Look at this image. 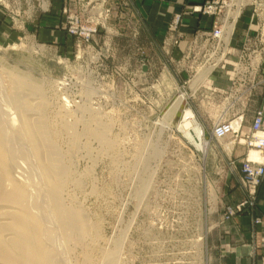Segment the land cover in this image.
I'll return each instance as SVG.
<instances>
[{"label": "rangeland", "instance_id": "obj_1", "mask_svg": "<svg viewBox=\"0 0 264 264\" xmlns=\"http://www.w3.org/2000/svg\"><path fill=\"white\" fill-rule=\"evenodd\" d=\"M21 1H0V109L19 127L15 79L39 88L30 100L45 105L50 138L69 170L63 204L79 209L87 225L83 238L64 239L45 216L58 229L46 246L63 252L55 264H224L221 238L237 216L227 219L224 210L238 182L210 133L226 101L207 97L208 83L185 90L189 74L169 59L175 41L188 37L169 35L165 46L167 37L160 45L153 32L120 28L108 0H33L34 8ZM70 15L96 31L69 34ZM187 107L210 142L207 154L194 128L179 127Z\"/></svg>", "mask_w": 264, "mask_h": 264}, {"label": "built area", "instance_id": "obj_2", "mask_svg": "<svg viewBox=\"0 0 264 264\" xmlns=\"http://www.w3.org/2000/svg\"><path fill=\"white\" fill-rule=\"evenodd\" d=\"M47 1L51 2L45 0L43 3ZM25 2L30 8L35 7L33 0ZM21 4L18 0V5ZM62 8L66 12L64 5ZM247 9L250 19L244 23ZM192 10L211 17L212 21L195 33L180 57L171 56L169 60L176 64L179 73L189 74L188 79L182 78L183 83H197L194 92L208 83L207 97L212 99L219 95L226 101L221 107L217 106L220 109L210 134L212 141L221 145L226 168L237 178L244 192L242 200L225 206L226 218L230 219L248 207L253 212V226L262 224L264 206L259 214L255 211L259 205L258 191L264 184V103L258 104L264 97V0H204ZM16 14H20V9ZM79 22L78 16L70 15L66 25L69 34L89 37L90 32L96 31V28L89 30ZM180 23L181 15L176 14L170 30L178 31ZM178 42L179 39L175 41L176 45ZM166 53L170 50L166 49ZM215 75L226 77L228 86H214ZM231 140L234 144L229 143ZM223 141L225 143L221 144ZM251 149L261 155L260 160L250 157Z\"/></svg>", "mask_w": 264, "mask_h": 264}, {"label": "bare ground", "instance_id": "obj_3", "mask_svg": "<svg viewBox=\"0 0 264 264\" xmlns=\"http://www.w3.org/2000/svg\"><path fill=\"white\" fill-rule=\"evenodd\" d=\"M12 86L16 89L11 92L10 99L19 106V109L17 105L12 107L18 109L20 126L17 127L10 114L1 107L0 264H55L57 256L63 255L62 248L53 252L46 246L47 242L56 241L58 229L55 227L60 228L59 233L64 239L70 236L80 239L86 231V220L79 209L63 204L62 193L69 170L62 152L50 138L44 117L45 105L34 104L30 100L39 88L31 84L26 76L17 77ZM1 88L0 106L3 100ZM17 89L23 90L20 92ZM185 90L189 92L191 89ZM187 92L182 94V103L187 99ZM179 127L186 133L194 128L199 137V148L204 154L208 153L210 142L206 140L204 130L197 125L196 114L191 107L184 110ZM95 134L104 139L102 133ZM229 143L234 144V140ZM250 157L261 159L255 149H251ZM33 164L37 166L36 170ZM38 176L42 179L43 188ZM45 216H52L57 226L49 220L47 222L49 217Z\"/></svg>", "mask_w": 264, "mask_h": 264}, {"label": "crops", "instance_id": "obj_4", "mask_svg": "<svg viewBox=\"0 0 264 264\" xmlns=\"http://www.w3.org/2000/svg\"><path fill=\"white\" fill-rule=\"evenodd\" d=\"M204 0H108L107 5L112 10L114 25L122 27L131 26V29L142 28L157 36L158 44H168L169 35H186L189 41L201 28L210 25L212 18L204 16L192 10L194 5ZM249 14L250 10L247 11ZM176 14L181 15V23L178 31L169 33V24ZM172 35V36H171ZM169 38V39H168ZM180 46L176 45L172 50L175 58L180 57L186 46V39ZM179 53V54H178ZM214 83L218 87L228 86L229 82L223 75H215ZM197 88L193 82L191 91ZM189 97V94L187 98ZM264 103V97L258 100V104ZM237 182V178L234 176ZM229 195L227 203H237L244 197V192L239 184ZM259 205L255 213L259 214L264 206V184L258 191ZM252 210L245 208L237 216L225 225L226 233L221 238V250L225 254L224 264H264V223L253 226Z\"/></svg>", "mask_w": 264, "mask_h": 264}, {"label": "water", "instance_id": "obj_5", "mask_svg": "<svg viewBox=\"0 0 264 264\" xmlns=\"http://www.w3.org/2000/svg\"><path fill=\"white\" fill-rule=\"evenodd\" d=\"M144 69H146V67H144Z\"/></svg>", "mask_w": 264, "mask_h": 264}]
</instances>
